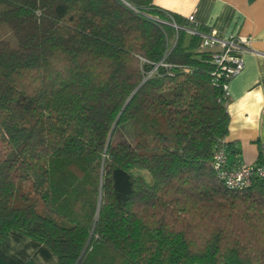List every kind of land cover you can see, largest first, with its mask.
Returning a JSON list of instances; mask_svg holds the SVG:
<instances>
[{
    "label": "trees",
    "instance_id": "trees-1",
    "mask_svg": "<svg viewBox=\"0 0 264 264\" xmlns=\"http://www.w3.org/2000/svg\"><path fill=\"white\" fill-rule=\"evenodd\" d=\"M188 26L153 0H0V247L264 264V179L229 189L212 168L228 79Z\"/></svg>",
    "mask_w": 264,
    "mask_h": 264
},
{
    "label": "crops",
    "instance_id": "crops-1",
    "mask_svg": "<svg viewBox=\"0 0 264 264\" xmlns=\"http://www.w3.org/2000/svg\"><path fill=\"white\" fill-rule=\"evenodd\" d=\"M153 4L221 36L248 38L243 69L227 83L229 115L227 160L230 166L255 163L264 143V0H153ZM0 264H58L44 243L16 231L0 247Z\"/></svg>",
    "mask_w": 264,
    "mask_h": 264
},
{
    "label": "built area",
    "instance_id": "built-area-1",
    "mask_svg": "<svg viewBox=\"0 0 264 264\" xmlns=\"http://www.w3.org/2000/svg\"><path fill=\"white\" fill-rule=\"evenodd\" d=\"M158 20L157 18H154ZM189 26L185 28L188 33L199 34L202 37L201 47L211 53V61L215 64L214 74L219 77L224 75L228 81L235 77L243 69L242 53L248 44V38L229 34L221 36L209 28V32L200 33L196 30L197 24H193V15L186 17ZM169 24L178 28L171 21ZM223 84L225 95L227 96V83ZM212 168L216 176L229 189H242L249 186L254 177L264 179V143L259 147L258 161L255 163H241L230 166L227 160V150L225 140H218L214 146L212 154Z\"/></svg>",
    "mask_w": 264,
    "mask_h": 264
},
{
    "label": "rangeland",
    "instance_id": "rangeland-1",
    "mask_svg": "<svg viewBox=\"0 0 264 264\" xmlns=\"http://www.w3.org/2000/svg\"><path fill=\"white\" fill-rule=\"evenodd\" d=\"M1 35H2L3 38L9 40V42L12 45H15V39H14L13 35L11 34L9 28L6 25L2 26ZM128 133H129V128H128Z\"/></svg>",
    "mask_w": 264,
    "mask_h": 264
},
{
    "label": "water",
    "instance_id": "water-1",
    "mask_svg": "<svg viewBox=\"0 0 264 264\" xmlns=\"http://www.w3.org/2000/svg\"><path fill=\"white\" fill-rule=\"evenodd\" d=\"M114 125H115V124H113V125H112V128H111V130H110V132H109V135H108V139H109V138H110V136H111V133H112V131H113V128H114Z\"/></svg>",
    "mask_w": 264,
    "mask_h": 264
}]
</instances>
